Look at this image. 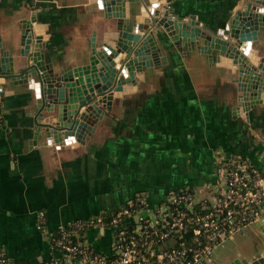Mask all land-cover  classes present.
I'll return each instance as SVG.
<instances>
[{
	"label": "crops",
	"instance_id": "1",
	"mask_svg": "<svg viewBox=\"0 0 264 264\" xmlns=\"http://www.w3.org/2000/svg\"><path fill=\"white\" fill-rule=\"evenodd\" d=\"M168 5L175 14L193 15L203 28L215 30L228 23L238 1L174 0ZM105 14L95 0H0V63L15 74L27 67L34 40L22 46L21 39L33 19V35L43 34L34 60H42L55 76L85 64L91 43L101 40ZM155 30L166 63L143 66L136 71V87L105 99L104 106L98 103L101 114L95 108L87 115L91 130L76 146L59 147L34 135L33 88L0 75V250L14 264H38L53 255L37 228L39 211L50 232L70 220L115 210L135 195L154 203L167 189L192 183L205 192L217 161L230 152L264 164L258 156L264 102L249 111L248 120L243 108L233 109L238 92L230 60L210 62L194 46L177 47L163 29ZM258 41L253 46L260 53L264 37ZM112 233L91 228L86 243L106 251ZM261 239L264 232L253 224L209 264H227L244 245L250 252Z\"/></svg>",
	"mask_w": 264,
	"mask_h": 264
},
{
	"label": "water",
	"instance_id": "2",
	"mask_svg": "<svg viewBox=\"0 0 264 264\" xmlns=\"http://www.w3.org/2000/svg\"><path fill=\"white\" fill-rule=\"evenodd\" d=\"M95 1L106 13V24L100 42L91 43L87 63L62 69L59 76L52 75L42 60L38 63L33 58L35 52L40 54L43 39V34L33 35V19L24 26L21 39L22 46L26 41L29 45L31 38L34 40V45H29L32 49L27 51L31 53L27 67L15 74L0 63V75L33 88L34 135L39 139L43 136L45 142L59 147L76 146L91 130L87 115L95 108L99 110L98 103L103 105L105 99L130 91V85L136 87V71H142L143 66L166 63L155 29H163L177 47L194 46L210 62L228 58L238 92L233 109L243 108L241 114L246 120L249 111L264 102V56L253 46L254 41L264 37L259 36L264 31V0H239L228 23L215 30L203 28L193 15L175 14L168 5L174 0ZM255 225L264 232V218ZM247 248L244 245L241 255L227 264H264V239L254 243L250 252ZM9 264L14 262L9 260Z\"/></svg>",
	"mask_w": 264,
	"mask_h": 264
},
{
	"label": "built area",
	"instance_id": "3",
	"mask_svg": "<svg viewBox=\"0 0 264 264\" xmlns=\"http://www.w3.org/2000/svg\"><path fill=\"white\" fill-rule=\"evenodd\" d=\"M258 156L264 161L262 142ZM263 166L230 152L217 161L205 192L180 186L154 203L139 195L107 218L70 220L57 236L45 231L46 216L39 211L37 228L54 252L44 264H209L216 248L264 218ZM84 228L112 230L109 249L73 241ZM0 264L9 259L0 258Z\"/></svg>",
	"mask_w": 264,
	"mask_h": 264
},
{
	"label": "trees",
	"instance_id": "4",
	"mask_svg": "<svg viewBox=\"0 0 264 264\" xmlns=\"http://www.w3.org/2000/svg\"><path fill=\"white\" fill-rule=\"evenodd\" d=\"M139 195H142V194H139ZM139 195H135L134 197H132L131 199H134V198H137V197H139ZM130 200V199H129ZM128 201V200H127ZM126 201V202H127ZM125 202V203H126ZM124 203V204H125ZM119 208V207H118ZM116 210V209H115ZM115 210H111V211H103V212H100V213H98L97 215H95V216H91V217H89V218H98V217H101V218H107V217H109V215H111ZM89 229H91V228H84L83 230H81V231H79L78 233H77V237H72V240L73 241H76V242H78V241H81L82 243H84L85 245H88L89 247L91 246L90 244H88V243H86V232L89 230ZM65 230H69V228H65ZM52 233H53V235L54 236H57L58 235V230L56 229V230H52L51 231ZM49 247H50V245H49ZM93 247V246H92ZM51 248V247H50ZM52 250V249H51ZM95 250H97V249H95ZM98 251V250H97ZM100 251V250H99ZM52 252H53V250H52ZM101 252H104V251H101ZM53 254H54V252H53ZM0 258H5V259H7L8 260V258H7V256H6V254L3 252V251H1L0 250ZM38 264H44V261H42V262H40V263H38Z\"/></svg>",
	"mask_w": 264,
	"mask_h": 264
},
{
	"label": "rangeland",
	"instance_id": "5",
	"mask_svg": "<svg viewBox=\"0 0 264 264\" xmlns=\"http://www.w3.org/2000/svg\"><path fill=\"white\" fill-rule=\"evenodd\" d=\"M263 32V33H262ZM261 35H263L264 36V31H262L261 30V32L259 33V36H261ZM255 42H257V44L259 45V44H261L258 40L257 41H254L253 43H255ZM256 45V44H255ZM262 46V45H261ZM261 52H262V54L261 55H263L264 56V48L262 47V49H261ZM260 52V53H261ZM182 186H185V185H182ZM186 186H193V187H195V188H197L198 187V185H196V184H194V183H192V184H186ZM173 189V188H172ZM168 190H170V189H167L165 192H167ZM164 192V193H165ZM163 193V194H164ZM229 245H231V242L228 240V241H226L225 243H223L221 246H219L218 248H216L215 250H214V253H213V257H215V255L221 250V249H223V248H226L227 246H229ZM45 262V261H44Z\"/></svg>",
	"mask_w": 264,
	"mask_h": 264
}]
</instances>
